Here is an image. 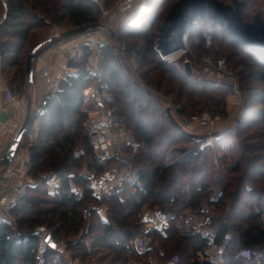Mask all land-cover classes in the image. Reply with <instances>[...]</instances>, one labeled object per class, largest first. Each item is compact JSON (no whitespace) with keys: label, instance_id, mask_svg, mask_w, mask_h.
<instances>
[{"label":"trees","instance_id":"16d2710c","mask_svg":"<svg viewBox=\"0 0 264 264\" xmlns=\"http://www.w3.org/2000/svg\"><path fill=\"white\" fill-rule=\"evenodd\" d=\"M177 1L145 0L116 18V40L136 51V71L147 85L181 104L177 117L204 111L227 115V97L236 88L230 81L216 82L202 73L204 57H227L247 98L241 119L220 128L214 144L202 146L206 137H192L179 129L166 111L165 100L134 77L112 49H105L103 79L114 95L109 106L142 143L134 163L143 187L126 185L101 200L81 174L84 163L95 175L103 169L86 126L85 90L94 77L87 66L91 49L85 46L84 54L69 62L78 72L62 81L59 91L47 93L40 104L43 113L36 118L37 137L26 143L37 184L12 208L17 229L0 222V264H61L54 250L41 241L38 232L42 229L50 231L55 240L64 239L86 264L139 261V254L130 250L131 242L148 233L154 235V253L163 261L178 256V264H199L198 252L207 240L178 217L187 209L206 206L226 257L245 249L264 253V53L236 41L212 18L198 16L188 30L196 63L194 73L188 75L183 61L164 59L157 47L165 17ZM118 2L0 0L1 68L12 92L23 95L29 91L24 84L27 60L34 46L49 39H42L47 31L55 25L71 29L102 22V7L112 10ZM251 9L264 18V0H246L244 18L249 21L254 17ZM33 124L24 143L34 131ZM180 143V154L169 161L168 153ZM52 171L60 173L62 182L55 193L41 176ZM78 187L84 188L83 197H78ZM102 204L107 219L98 212ZM154 208L178 216L168 237L147 226ZM228 264L244 263L231 259Z\"/></svg>","mask_w":264,"mask_h":264},{"label":"built area","instance_id":"2783aa9c","mask_svg":"<svg viewBox=\"0 0 264 264\" xmlns=\"http://www.w3.org/2000/svg\"><path fill=\"white\" fill-rule=\"evenodd\" d=\"M104 21L96 28L78 36L80 39L71 49L69 57L59 66V73L54 76L50 83L49 92H57L60 89L62 81L66 80L71 73H77L78 68L71 66L69 62L85 52V46L91 49V54L88 57L87 66L90 69L94 79L89 87L85 90V102L89 97L94 98V105L88 107L84 104V108L88 110L86 126L88 129L89 142L96 154L97 162L102 165L103 169L99 175H95L93 170L86 169L82 175L89 180L88 187H94L95 195L103 200L109 194L123 188L126 185L134 188L143 187L141 173L139 167L134 163V156L142 147V143L137 140L130 129L124 124L123 120L116 116L109 106V103L114 100L113 93L108 89V84L103 79L102 58L104 50L112 49L119 57H125L135 70H137L138 61L134 58L136 51L128 49L125 43L115 46L110 35V24L115 20V17L110 16L108 9L102 7ZM80 42V43H79ZM186 47L180 51V55H184L191 50L189 41V32L184 35ZM114 46L116 49H114ZM40 54L37 59H41ZM163 56L164 59L175 62L176 58ZM36 59V60H37ZM2 56L0 54V68ZM189 61L184 60V63ZM213 66H206L205 71L211 73L218 80L230 81L237 89L235 72L225 63V59H217L215 62L210 60ZM39 74L47 77L50 75V68L44 66L40 69ZM8 101L18 102L19 98L11 89L8 91ZM92 103V101L90 102ZM39 114L43 113L40 105L34 110ZM224 118L205 112L203 114H194L190 117H182L189 130H199V126L203 124L215 125L220 123ZM10 126L7 124L5 129ZM14 127V126H13ZM15 133L18 127L13 128ZM6 150V149H5ZM4 147L0 146V152H4ZM32 162L28 152L21 158L20 166H15L13 163L9 166L0 168V222L8 223L17 229V220L12 211L13 206L17 201L27 195L31 186H35L37 181L32 176ZM70 176H73L71 174ZM49 186V190L55 193L61 186L60 173L56 171L49 172L42 176ZM104 182V185L103 183ZM78 197L84 196V188L78 187ZM207 206L200 209H187L179 215L187 226H191L202 237L206 238L207 244L200 250L199 264H228L231 259H239L244 264H264V253L254 254L251 250H242L234 257H226L223 251V246L216 241V230L211 224V218L206 213ZM99 214L103 219H107V211L105 204H102L98 209ZM152 220L148 222L149 229H156L163 237L169 236V227L171 223L178 217L176 213L164 210L162 208H154L150 211ZM89 215V206L84 209V216ZM50 231L44 229L38 232L41 241L51 247L55 252V259L61 264H86L81 257L76 256L67 247L65 240H55V246H51L47 242V236ZM156 241L153 234L140 235L131 242L130 250L139 254L140 260H131L132 264H178L179 257L173 256L165 261L160 259L154 253Z\"/></svg>","mask_w":264,"mask_h":264},{"label":"water","instance_id":"95a60500","mask_svg":"<svg viewBox=\"0 0 264 264\" xmlns=\"http://www.w3.org/2000/svg\"><path fill=\"white\" fill-rule=\"evenodd\" d=\"M245 7L246 1L244 0H234L233 3H226L222 0H178L165 17L157 47L162 56H170L173 53L180 52L186 47L184 42L185 33L194 24L196 18L202 16L212 18L215 25H221L223 31L245 47L264 53V18L260 14H256L252 21L245 20ZM100 23L96 22L91 25L77 26L65 30L56 37L43 40L34 46L27 60L24 84L28 87L35 84V63L40 54L62 42L81 36L96 28ZM110 32L113 36L115 35L113 28H110ZM184 67L188 75L194 73L190 61H186ZM213 81L217 82L219 80L214 79ZM166 111L171 121L183 132H186L184 126L177 120L171 108L167 107ZM38 116L39 113L33 111L32 97L29 95L26 116L18 126L17 132L0 158L2 166H9L14 162L22 141L29 134L30 127ZM189 135L192 137H202V135L193 132L189 133ZM47 242L51 246H55L54 236L51 232L47 236Z\"/></svg>","mask_w":264,"mask_h":264},{"label":"crops","instance_id":"0c3cea01","mask_svg":"<svg viewBox=\"0 0 264 264\" xmlns=\"http://www.w3.org/2000/svg\"><path fill=\"white\" fill-rule=\"evenodd\" d=\"M143 1L145 0H119L114 9H107L109 15L115 17L116 20V18L136 9ZM65 30L55 25L53 29L47 31L42 36V39L56 37L58 34ZM79 40L80 39L78 38H73L68 41L62 42L61 44H58L42 53L41 59L36 60L35 84L30 87L28 94V96L30 95L32 97V101L34 102L35 106L39 105L43 101L44 96L49 93L52 78L59 73L60 64L69 57L71 49ZM44 66H48L50 68V75L47 77L41 76L39 74L40 69ZM9 89L10 85L3 75L2 68H0V146H3L4 150L7 148L15 135V131L13 128L18 127L24 120L27 108V106H25V98L19 93H16L19 98L18 102L14 103L8 101ZM231 99L230 105H233L235 97H232ZM7 124L10 127L8 129H5ZM26 152H28L27 146L23 148L21 147V151L19 150L13 162V165L20 166L21 158ZM3 153L4 152H0V158ZM102 183L104 185V182Z\"/></svg>","mask_w":264,"mask_h":264},{"label":"rangeland","instance_id":"374dc122","mask_svg":"<svg viewBox=\"0 0 264 264\" xmlns=\"http://www.w3.org/2000/svg\"><path fill=\"white\" fill-rule=\"evenodd\" d=\"M233 1L234 0H225L226 3H233ZM244 1H246V0H244ZM170 3L171 2H169L168 4L170 5ZM251 11L254 12L253 15L260 14L259 12H255L252 9H251ZM102 14H103V12H102ZM104 20L105 19H103V21ZM247 21H249V20H247ZM114 23H115V21L111 22L110 28H113V30L115 31V29L113 27ZM64 28L66 30H68L66 27H63L62 29H64ZM109 31H110V29H109ZM109 36H111L113 44L114 45L116 44L115 46H118L119 47V45H121L116 40V32H115V35L114 36L110 32V35ZM115 46H114V49H116ZM190 46H191V44H190ZM194 56L195 55L193 54V50H189L188 53H186L184 55H181L180 57L178 56V58L176 59L175 62H177V61L178 62L183 61V63H184V60L188 59L191 62V64H192L193 70L195 71L196 63L194 64V58H193ZM135 57H136V55L134 54V58ZM220 59H225L226 65H228L229 68H231L235 72V74L237 76L236 83H237V87L238 88L236 89V93L235 94H231V95H229L227 97V112L228 113H227L226 116H222L220 114H212L209 111H204L202 113H194V114H203L205 112H208V113L212 114L213 116L219 115V116L223 117L224 119L220 123L215 124V125L203 124L202 126H199V130H189V129H187L185 123L182 121V117L183 116L182 117H177L176 114H175V112L181 107V104L174 103V101L172 100V97L171 96L162 94V93L154 90L153 88H151L149 85H147L145 83V81L142 80V78L140 77V74L135 70V67H133L129 62H127V60L125 59V57L122 56V60L124 61V64L126 65L125 67H127L131 71L132 75L134 77H136L138 80H140V82H142L144 84V86L147 87L149 90H151L152 92H155V94L158 95L159 97H161L162 100H165V102L167 104V107H170L171 108V110H172L173 114L175 115V117L177 118V120L184 126V128L186 130V133L189 134V133H192L193 132V133H197V134L202 135V137H198V138H204V137H206V140L202 143V146H204L206 144H214V142L218 138V136H217L218 130L220 128H224V127H227V126H232L233 124L237 123L238 120H240V117H241V114L243 112L244 107L247 106V98H246L245 94H243V92L239 89V76H238V72L229 64L227 57L222 56V57H220ZM210 60H212L213 62H215L216 59H213L211 56L204 57V61H206V66H208V65L209 66H213V65H210V64H212ZM197 65H200V64L198 63ZM238 70H240V69H238ZM202 73L204 75H207L208 77H212L213 79H216V78H214V76L211 73L206 72L205 71V68H204V70H203ZM28 94H29V91H27V92H25L23 94V97L25 98V104H26L25 106H27V102H28L27 98L29 97ZM232 97H235V100L233 102L234 104L233 105H230V99ZM91 101H92V103H90ZM85 105L88 106V107H92L93 108L94 98L88 96V99H86ZM32 107H33V111H34V110H36L38 108V105L35 106L34 105V102L32 101ZM194 114H191V115H194ZM191 115H187L185 117H190ZM33 127H34V131L29 135V137L27 139V142L25 141V143H24V140L22 141V144L20 146V151H21V147L23 148V147L27 146L26 143L34 140L37 137V134H38L37 133V129L39 127L37 120L34 122ZM194 143H195V141H192L191 143H187V145L188 146H192ZM181 146L182 145L180 143L178 146H176L175 148H173L172 150H170V152L168 153V160L169 161H171V160H173V159H175V158L178 157V155L180 154V148H181ZM84 166H85V163H84V165L82 167L83 169L81 168L82 169V173L83 172H86V169H89L88 166H85V167ZM1 167H2V165H1ZM48 173L49 172H44V173H42L41 176H43L45 174H48ZM202 205H204V203H202ZM193 209H196V208H193ZM178 219H179L180 222L183 223V220L180 217H178ZM189 227H191V226H189ZM61 240H64V239H61ZM160 259H162V258L160 257Z\"/></svg>","mask_w":264,"mask_h":264},{"label":"bare ground","instance_id":"6f19581e","mask_svg":"<svg viewBox=\"0 0 264 264\" xmlns=\"http://www.w3.org/2000/svg\"><path fill=\"white\" fill-rule=\"evenodd\" d=\"M180 55V52H177V53H173L172 55H170L169 58H176ZM232 100V99H231Z\"/></svg>","mask_w":264,"mask_h":264}]
</instances>
